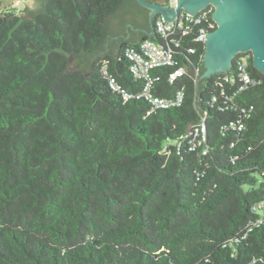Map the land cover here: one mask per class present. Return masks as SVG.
Listing matches in <instances>:
<instances>
[{
  "label": "trees",
  "instance_id": "1",
  "mask_svg": "<svg viewBox=\"0 0 264 264\" xmlns=\"http://www.w3.org/2000/svg\"><path fill=\"white\" fill-rule=\"evenodd\" d=\"M42 1L0 10V264H264V74L252 53L262 83L240 91L235 68L229 81L201 77L205 42L187 37L182 77L153 69L154 94L183 90V103L153 110L109 81L142 90L126 51L155 34L107 41L122 11L149 20L147 8ZM212 12L196 33L216 29ZM251 106L243 130H222ZM204 118L206 155L184 140Z\"/></svg>",
  "mask_w": 264,
  "mask_h": 264
},
{
  "label": "built area",
  "instance_id": "2",
  "mask_svg": "<svg viewBox=\"0 0 264 264\" xmlns=\"http://www.w3.org/2000/svg\"><path fill=\"white\" fill-rule=\"evenodd\" d=\"M170 3L175 5L174 0H170ZM205 15L192 16L184 11L179 12L176 17L169 21L163 16L159 15L154 21V40H146L141 43L140 48H129L126 51V55L132 61L131 71L136 80L143 81V88L137 93L127 91L121 84L113 77L109 76V81L114 91L120 92L123 95L124 100H128L131 97L144 98L152 106L153 110L156 109H168L174 106H180L184 100V91L179 90L174 97L164 98L154 94V88L156 83L161 80L160 75H155L153 69L159 67H176V69L170 74V80L175 81L179 77H182L185 73V66H179L180 64V51L183 42L187 40V37L195 36V40L199 42H205L206 35L209 32H205L204 29L199 30L196 33V28L204 20ZM188 52L195 53V48L189 47ZM246 53V52H245ZM234 59L233 68H235L236 76L241 83L240 91L250 86H257L262 83V80L254 77L249 69V56L244 53ZM230 77L228 73L224 77L225 81H229ZM226 96L225 99H231L235 97ZM214 102L217 101V97L213 98ZM226 104V103H225ZM233 107V106H231ZM238 106H234L233 109L237 110ZM223 109V107H221ZM253 106L249 109H241V117L237 120H232L222 126L223 131L235 130L241 131L245 128L244 118L251 116ZM184 140H187L188 149L191 151H198L202 155H206L209 149L205 144L208 141L207 128L205 118L200 125H196L191 129ZM178 148L181 146L180 142L176 143ZM167 152V148L165 149ZM264 223V219H260L256 225Z\"/></svg>",
  "mask_w": 264,
  "mask_h": 264
},
{
  "label": "water",
  "instance_id": "3",
  "mask_svg": "<svg viewBox=\"0 0 264 264\" xmlns=\"http://www.w3.org/2000/svg\"><path fill=\"white\" fill-rule=\"evenodd\" d=\"M136 1L150 11L151 23L159 15L171 21L181 11L196 16L209 6L213 8L212 18L217 27L206 35L202 78L229 73L235 57L245 52L252 53L253 66L264 74V0H174L175 5ZM42 2L31 0L25 10L28 7L39 11ZM128 17V10L116 16L111 22L113 31L122 30ZM154 32L153 27L149 34L154 35Z\"/></svg>",
  "mask_w": 264,
  "mask_h": 264
},
{
  "label": "flooded vegetation",
  "instance_id": "4",
  "mask_svg": "<svg viewBox=\"0 0 264 264\" xmlns=\"http://www.w3.org/2000/svg\"><path fill=\"white\" fill-rule=\"evenodd\" d=\"M160 4H168L169 0H149ZM156 19V18H155ZM154 19V20H155ZM154 27L150 20L134 5L131 13H129V21L126 23L125 29L116 31L117 34L108 38L107 46L111 45V40L117 41L116 45L121 44V40H130L140 42L145 32H152ZM124 31V32H123ZM112 38V39H110ZM115 46V42L112 43Z\"/></svg>",
  "mask_w": 264,
  "mask_h": 264
},
{
  "label": "rangeland",
  "instance_id": "5",
  "mask_svg": "<svg viewBox=\"0 0 264 264\" xmlns=\"http://www.w3.org/2000/svg\"><path fill=\"white\" fill-rule=\"evenodd\" d=\"M31 0H0V10L11 8L17 12H24L25 7Z\"/></svg>",
  "mask_w": 264,
  "mask_h": 264
}]
</instances>
